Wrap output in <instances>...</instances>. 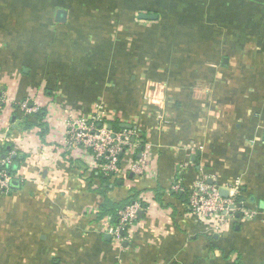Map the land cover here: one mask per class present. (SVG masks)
<instances>
[{"label": "crops", "instance_id": "crops-1", "mask_svg": "<svg viewBox=\"0 0 264 264\" xmlns=\"http://www.w3.org/2000/svg\"><path fill=\"white\" fill-rule=\"evenodd\" d=\"M0 98V151L24 158L0 264H264V0H0ZM75 116L138 132L119 178L63 143ZM202 180L234 197L224 224L189 209Z\"/></svg>", "mask_w": 264, "mask_h": 264}, {"label": "built area", "instance_id": "built-area-1", "mask_svg": "<svg viewBox=\"0 0 264 264\" xmlns=\"http://www.w3.org/2000/svg\"><path fill=\"white\" fill-rule=\"evenodd\" d=\"M3 102L0 98V103ZM25 105V109H26ZM38 112L39 108L32 109ZM138 132L134 129L113 130L101 116L91 120L70 117L66 121L63 133V143L74 151H81L90 172H97L107 178H119L122 173V160L137 146ZM135 139V141H133ZM16 152L7 154L0 152V192L12 190L14 176L9 173ZM149 170L145 158L133 161L130 171L143 176ZM188 206L191 212L202 220L218 219L222 224L237 210L234 197L224 198L220 190L207 184L204 180L198 182L189 193ZM142 206L134 202L118 214L117 226L111 234L118 240L121 231L129 227L138 217Z\"/></svg>", "mask_w": 264, "mask_h": 264}, {"label": "trees", "instance_id": "trees-1", "mask_svg": "<svg viewBox=\"0 0 264 264\" xmlns=\"http://www.w3.org/2000/svg\"><path fill=\"white\" fill-rule=\"evenodd\" d=\"M114 127H116V124H115V126ZM2 154H7L9 151L6 149V150H2V151H0ZM24 161V158L22 157V156H18V155H16L14 158H13V160H12V164H11V166H10V169H9V173L11 174V175H15L16 174V172H17V170H18V167L20 166V164L22 163ZM97 172H93V175H91L92 176V178H94V177H98L100 174H96ZM14 188V186H13V184H12V189ZM117 217V216H116ZM118 219V218H117Z\"/></svg>", "mask_w": 264, "mask_h": 264}, {"label": "water", "instance_id": "water-1", "mask_svg": "<svg viewBox=\"0 0 264 264\" xmlns=\"http://www.w3.org/2000/svg\"><path fill=\"white\" fill-rule=\"evenodd\" d=\"M67 15L65 14V12H60L59 16H58V20L60 22H65ZM141 19L144 20H157V16L156 15H147V14H141L140 15ZM133 141H135V139H133ZM17 185L16 181H13V186Z\"/></svg>", "mask_w": 264, "mask_h": 264}, {"label": "rangeland", "instance_id": "rangeland-1", "mask_svg": "<svg viewBox=\"0 0 264 264\" xmlns=\"http://www.w3.org/2000/svg\"><path fill=\"white\" fill-rule=\"evenodd\" d=\"M1 258H2V262H9V263L15 262V256L12 255H3Z\"/></svg>", "mask_w": 264, "mask_h": 264}]
</instances>
